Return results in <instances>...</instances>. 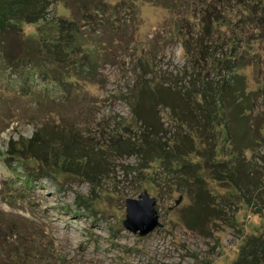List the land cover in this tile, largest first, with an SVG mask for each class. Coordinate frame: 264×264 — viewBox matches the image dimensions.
I'll return each instance as SVG.
<instances>
[{"label":"rangeland","instance_id":"obj_1","mask_svg":"<svg viewBox=\"0 0 264 264\" xmlns=\"http://www.w3.org/2000/svg\"><path fill=\"white\" fill-rule=\"evenodd\" d=\"M134 1L137 13L112 21L109 36L95 30L82 44L92 65L66 59L48 63L53 74L40 65L26 76L5 68L0 55V235L7 225L28 230L37 254L24 264H234L246 238L264 230V29H238L231 52L248 108L236 116L204 100L198 123L187 122L199 78L209 87L224 72L230 77L216 62L226 55L224 33L234 34L216 19L206 33L200 8L210 0ZM229 4L230 12L246 11L243 3ZM59 16H74L63 1L52 2L44 19L19 22L2 37L4 54L19 58L30 49L28 37L39 44L53 36ZM143 84L149 129L133 117ZM35 131L76 160L43 168L32 154L7 150ZM231 171L233 180L247 173L257 181L261 198L238 190ZM145 189L156 197L161 224L141 235L125 226V199Z\"/></svg>","mask_w":264,"mask_h":264},{"label":"trees","instance_id":"obj_2","mask_svg":"<svg viewBox=\"0 0 264 264\" xmlns=\"http://www.w3.org/2000/svg\"><path fill=\"white\" fill-rule=\"evenodd\" d=\"M59 1L65 2L72 8L73 17H57L54 21L55 34L53 36H42L44 35L42 34L39 44L30 41L35 39L28 37L25 41L30 45V49L24 48V54L21 57L13 59L10 56L11 54H4L6 52H3L2 37L7 31L18 28L17 25L21 21L32 22L44 19L50 10L51 3ZM212 1L213 0L208 1L207 7L203 9L200 8V10H202V15L200 17L203 24L202 27L207 33L214 19H216V21L220 20L221 24L228 25L229 30H231L234 35L227 38L225 37L227 35L224 33V38H221L220 43H223L225 46L223 54L226 55L217 57L216 66L218 72L223 69L232 70V72L230 77L225 75V72L222 73L219 77L220 79L216 80L215 86L211 83L208 87L205 85V81L199 78L198 90L201 88V91H198V95L200 94V96H202V100L195 97L197 94H191L189 96L188 99L191 98L192 100L189 102L196 105L194 107L195 114L193 112L191 116L188 115L189 118L186 115L185 121L187 122L190 119L197 122V112L200 111L201 108L200 102L204 100L208 101L212 99L210 101L213 104V110L215 108L214 106H228L236 116L238 112H242L244 109L248 108V103H250V99L245 97L247 94L244 93L245 84L242 75L233 72L234 63H232V61L234 62L236 57L235 54L231 52L234 51L240 39L239 34L236 32L238 29L242 30L246 28L249 23H254V28L259 27L264 29V1L233 0L234 2L243 3L246 9V11L237 9L235 12H230L228 10V7L231 6L229 4L230 0H215L217 3H220L216 6L212 5ZM135 10H137V3H135L134 0H118L113 4L107 0H0V55H2L1 57H6L2 58L4 67L10 68L11 70L14 69L13 71L19 74H32L34 69H36L35 67L42 65L44 70H47V73L50 72L53 74L52 68L54 65L52 64L58 61L63 62L66 59L70 60L69 65H92L94 60L87 56L88 53L83 55V50L81 49L82 44L86 42V40L91 39L89 34H94L92 32L99 30L109 36L110 28L108 26L111 22H124L127 16H130L132 13H137ZM234 13H236L237 19L231 20ZM86 28L90 29L88 30ZM212 31L213 30H210V32ZM33 50H37V52ZM78 52H80L78 60L77 57L73 60L70 56L77 55ZM48 63L52 64L49 65ZM17 65H23L24 68H26L22 70L16 67L12 68ZM71 68L73 67L71 66ZM28 69L30 72H28ZM25 75L28 76L27 74ZM42 75L45 77L43 73ZM50 78L51 80L61 82V80L58 79L59 77L55 76ZM212 85L213 87L210 88ZM146 88V85L143 84L137 99H135V102L132 104V108L133 117H137H134L135 120L140 119L144 121L142 122V126L144 129H149V125L145 122L146 116L140 108L141 101L150 93L146 91ZM161 99L162 98H160V101L162 102ZM178 106L179 105H177V110L179 109L180 113L185 114L186 112ZM175 108L176 106L173 105V109ZM205 113L208 114L206 111ZM203 115L204 110L199 113L200 117ZM205 117L207 118V115ZM202 121H204V119H202ZM200 122L201 121H199V127L201 128L203 124ZM228 130L230 129L227 125V131ZM18 143H20V145ZM12 147L14 154L19 156H22L24 152L32 154V156L41 162L42 167H45L46 164H51L53 161L58 162V164H61L64 168L66 166L70 167L73 161L76 160L74 154L70 150L52 149V147L45 142L44 136L40 135L38 131H35L26 139H16L13 145L11 144L7 147V150ZM84 157L87 156L85 155ZM250 170L251 168L249 171ZM232 173L233 171L228 173L227 176L238 190H241L243 194H248L255 200L261 198V192L259 191L260 185H258L257 181L249 178V174L246 173L245 177L239 176V180H233L231 177ZM2 213L6 214L5 212ZM25 230L28 231L27 229ZM25 230L23 229L21 233L13 229L12 225L6 226V229L2 232L3 235H0V264H24L26 261H32V259L36 257L37 252H35V250L32 252L33 248L26 242L28 238H26L27 234H25ZM234 264H264V230L257 235H250L246 238L244 244H242L240 248V255Z\"/></svg>","mask_w":264,"mask_h":264},{"label":"water","instance_id":"obj_3","mask_svg":"<svg viewBox=\"0 0 264 264\" xmlns=\"http://www.w3.org/2000/svg\"><path fill=\"white\" fill-rule=\"evenodd\" d=\"M140 196V198L127 197L125 199L126 212L124 223L126 228L132 231L140 229V234L144 235L161 223L155 206L156 197L150 196L147 189L141 192Z\"/></svg>","mask_w":264,"mask_h":264}]
</instances>
